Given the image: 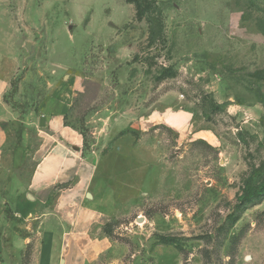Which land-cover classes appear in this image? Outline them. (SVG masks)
Instances as JSON below:
<instances>
[{
    "label": "rangeland",
    "instance_id": "374dc122",
    "mask_svg": "<svg viewBox=\"0 0 264 264\" xmlns=\"http://www.w3.org/2000/svg\"><path fill=\"white\" fill-rule=\"evenodd\" d=\"M5 44L13 136L73 74L67 123L118 178L90 264H264V195L236 206L264 182V0H0Z\"/></svg>",
    "mask_w": 264,
    "mask_h": 264
},
{
    "label": "crops",
    "instance_id": "0c3cea01",
    "mask_svg": "<svg viewBox=\"0 0 264 264\" xmlns=\"http://www.w3.org/2000/svg\"><path fill=\"white\" fill-rule=\"evenodd\" d=\"M6 59L5 44L0 52V264H21L30 248L33 264H90L115 246L105 228L122 213L118 178L105 170L102 158L86 154L82 132L67 123L80 83L73 74L53 77V87L30 112L26 132L13 136L9 124L21 115L6 98L11 87ZM173 113L165 117L171 126L184 127L193 118L186 109ZM13 138L17 142L10 146Z\"/></svg>",
    "mask_w": 264,
    "mask_h": 264
},
{
    "label": "trees",
    "instance_id": "16d2710c",
    "mask_svg": "<svg viewBox=\"0 0 264 264\" xmlns=\"http://www.w3.org/2000/svg\"><path fill=\"white\" fill-rule=\"evenodd\" d=\"M138 13H139V11H138ZM262 195H264V182L259 183L257 185H253V186L249 185L248 187H246L244 189L243 194L239 197V199H238L239 201H238L236 206L238 208L242 207L246 201L253 200V199H255L259 196H262ZM110 225L106 226V228L110 227ZM106 228H105V231L107 233Z\"/></svg>",
    "mask_w": 264,
    "mask_h": 264
},
{
    "label": "water",
    "instance_id": "95a60500",
    "mask_svg": "<svg viewBox=\"0 0 264 264\" xmlns=\"http://www.w3.org/2000/svg\"><path fill=\"white\" fill-rule=\"evenodd\" d=\"M139 219H140V220H142V219H143V217H140Z\"/></svg>",
    "mask_w": 264,
    "mask_h": 264
}]
</instances>
